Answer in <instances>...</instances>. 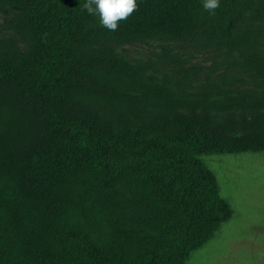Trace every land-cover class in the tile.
<instances>
[{"label": "trees", "instance_id": "obj_1", "mask_svg": "<svg viewBox=\"0 0 264 264\" xmlns=\"http://www.w3.org/2000/svg\"><path fill=\"white\" fill-rule=\"evenodd\" d=\"M84 2L0 0V264H186L234 215L200 156L264 152V0Z\"/></svg>", "mask_w": 264, "mask_h": 264}, {"label": "rangeland", "instance_id": "obj_2", "mask_svg": "<svg viewBox=\"0 0 264 264\" xmlns=\"http://www.w3.org/2000/svg\"><path fill=\"white\" fill-rule=\"evenodd\" d=\"M0 12V24L5 20ZM156 43L129 48L137 58H156ZM210 54H195L194 61L210 64ZM216 175L220 194L234 210L215 236L192 252L186 264H264V152L200 156Z\"/></svg>", "mask_w": 264, "mask_h": 264}, {"label": "clouds", "instance_id": "obj_3", "mask_svg": "<svg viewBox=\"0 0 264 264\" xmlns=\"http://www.w3.org/2000/svg\"><path fill=\"white\" fill-rule=\"evenodd\" d=\"M204 10L215 14L220 0H201ZM83 8L89 15L98 16L100 26L116 31L118 22L126 20L137 8V0H85Z\"/></svg>", "mask_w": 264, "mask_h": 264}]
</instances>
